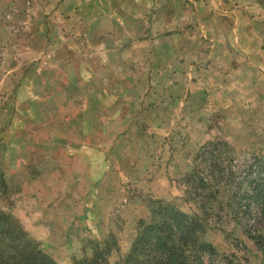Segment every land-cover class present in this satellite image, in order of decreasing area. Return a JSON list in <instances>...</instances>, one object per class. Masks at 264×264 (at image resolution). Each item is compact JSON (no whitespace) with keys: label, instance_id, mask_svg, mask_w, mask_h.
<instances>
[{"label":"rangeland","instance_id":"1","mask_svg":"<svg viewBox=\"0 0 264 264\" xmlns=\"http://www.w3.org/2000/svg\"><path fill=\"white\" fill-rule=\"evenodd\" d=\"M5 2L0 212L55 264H137L143 255L126 258L160 207L193 221L194 264H264V207L247 198L264 165V74L231 71L229 0L215 1L216 32L181 15L186 1L172 17L153 12L132 40L152 47L132 61L129 33H107L104 47L102 31L81 29L85 15H59L53 0H13L9 13ZM58 46L82 71L73 86L34 77Z\"/></svg>","mask_w":264,"mask_h":264},{"label":"crops","instance_id":"2","mask_svg":"<svg viewBox=\"0 0 264 264\" xmlns=\"http://www.w3.org/2000/svg\"><path fill=\"white\" fill-rule=\"evenodd\" d=\"M13 0H6L3 11L9 13L11 10ZM176 1L179 0H53V8L55 12L59 15L69 17L70 20L73 17H80L84 22L85 32L91 31H102L103 40L102 45L107 47L109 45L107 33L113 32L114 35H118L122 32L129 33L125 36V41H131L127 44L126 47L131 48L128 52H133L132 59L135 60V49L136 47H152L153 41L143 40L140 42H133L136 34L140 31H143V26L149 27L151 22L148 23L147 17L154 16L153 12L162 9L165 11V16H173L174 7H177ZM186 1L185 5L180 7L181 15H189L190 12L197 18L199 25H203V29L209 30L212 29L216 32L219 31L220 21L219 17H216L217 14L221 16V7L216 8L215 1H213L214 6V18L209 20L206 19V16L210 12L209 0H181ZM179 8V7H178ZM231 14L230 18L232 20L231 31V43L229 45L233 48V60L234 66H232L231 71L235 72L238 70H243V65L245 64V71L250 73L251 71H256L257 73L261 71L264 74V0H229L228 6ZM233 9V10H232ZM217 10V12H216ZM163 12V11H162ZM157 15V13H155ZM69 20V21H70ZM167 26L172 25V19L168 20ZM71 24V23H70ZM208 28H206V27ZM77 27H71L70 30L76 29ZM167 28V27H166ZM150 29H153L152 27ZM46 24L43 25V31L46 32ZM172 30V28H171ZM145 31H147L145 29ZM173 43V42H172ZM171 45L169 46H173ZM216 44V43H215ZM213 45V48H224L226 43H217ZM46 47V45H44ZM56 47L55 44H53ZM60 46V45H59ZM58 46V47H59ZM118 46V43L117 45ZM121 47V45H120ZM65 49V48H63ZM221 51V50H220ZM62 47L57 48V51H54L52 57H50L49 62L45 61L42 65V69H37L36 74H38L36 79L38 80H49L52 79L54 75H59L63 77L71 86H73L78 80L80 73L77 71V67L73 64L72 59L66 60L62 55ZM211 57V56H210ZM65 59V61H64ZM210 63L216 62V58L209 59ZM118 62H125V58L121 54L117 60ZM52 64L54 70L50 71ZM48 65V68H47ZM104 65V64H103ZM242 66L241 68L239 66ZM57 66V69H56ZM238 67V68H237ZM47 69L49 71H47ZM39 70V71H38ZM73 74H76L77 78H73ZM83 74V73H82ZM90 80L92 76H89ZM91 85V84H90ZM92 95L94 93L91 89ZM87 92L89 90L87 89ZM93 106H91L92 108Z\"/></svg>","mask_w":264,"mask_h":264},{"label":"trees","instance_id":"3","mask_svg":"<svg viewBox=\"0 0 264 264\" xmlns=\"http://www.w3.org/2000/svg\"><path fill=\"white\" fill-rule=\"evenodd\" d=\"M1 185L5 187L3 182ZM249 185L251 189L247 198L264 207V165L258 167ZM152 213L155 223L142 228L126 261H139L138 257L143 255L137 264L196 263L186 254L189 245L197 241L193 221L165 207L152 209ZM197 244L199 250L214 253L210 244ZM0 264L55 263L27 239L26 233L11 216L0 212Z\"/></svg>","mask_w":264,"mask_h":264}]
</instances>
